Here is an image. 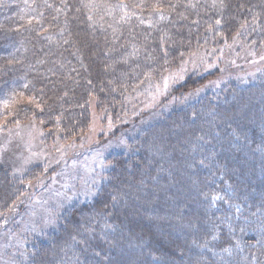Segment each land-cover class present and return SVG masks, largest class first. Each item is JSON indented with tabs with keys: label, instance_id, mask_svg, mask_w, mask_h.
<instances>
[{
	"label": "trees",
	"instance_id": "1",
	"mask_svg": "<svg viewBox=\"0 0 264 264\" xmlns=\"http://www.w3.org/2000/svg\"><path fill=\"white\" fill-rule=\"evenodd\" d=\"M159 1L126 0L129 18L113 0H0L3 127L31 120L78 140L93 102L118 127L138 124V92L188 56L235 37L264 44V0ZM213 77L170 91L175 106L108 159L97 197L35 239L27 264H264V75L192 100Z\"/></svg>",
	"mask_w": 264,
	"mask_h": 264
},
{
	"label": "rangeland",
	"instance_id": "2",
	"mask_svg": "<svg viewBox=\"0 0 264 264\" xmlns=\"http://www.w3.org/2000/svg\"><path fill=\"white\" fill-rule=\"evenodd\" d=\"M113 2V10H126L124 17H140L133 13L137 4L131 12L126 7V0ZM160 3L159 0L154 2L157 9H160ZM144 7L140 9L146 17L151 10ZM120 22V18L111 21L114 32ZM139 24L143 25V22ZM251 45H245L235 37L215 45L216 48L199 50L188 56L177 69L150 83L146 93L138 92V99L149 112L145 117L147 120L138 124L128 120L129 126L118 127L100 113L93 102L88 132L78 140L60 143L57 139L50 140L48 133L36 122L30 120L3 127L6 119H0V264H27L29 249L35 239L46 238L58 231L61 219L71 209L86 205L97 197L105 183L103 175L109 168L108 159L127 152L129 142L138 133L159 119L163 111L169 113L175 105L174 99H168V94L175 86L193 75L213 74L202 89L192 93V100H199L228 84L245 87L256 83L264 75V44L260 47ZM256 102L264 105V97ZM6 103H2L4 111L9 110L4 107ZM240 112L246 114L244 109ZM177 132L173 130L172 134ZM263 133L261 131V135ZM180 215L183 217V213ZM164 234L174 236L170 230Z\"/></svg>",
	"mask_w": 264,
	"mask_h": 264
}]
</instances>
